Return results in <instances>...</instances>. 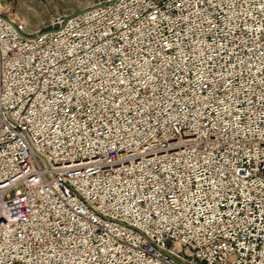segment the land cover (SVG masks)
I'll list each match as a JSON object with an SVG mask.
<instances>
[{"label":"built area","instance_id":"obj_1","mask_svg":"<svg viewBox=\"0 0 264 264\" xmlns=\"http://www.w3.org/2000/svg\"><path fill=\"white\" fill-rule=\"evenodd\" d=\"M0 264H264V0H0Z\"/></svg>","mask_w":264,"mask_h":264},{"label":"rangeland","instance_id":"obj_2","mask_svg":"<svg viewBox=\"0 0 264 264\" xmlns=\"http://www.w3.org/2000/svg\"><path fill=\"white\" fill-rule=\"evenodd\" d=\"M30 29L47 28L58 15L91 8L98 0H7Z\"/></svg>","mask_w":264,"mask_h":264}]
</instances>
